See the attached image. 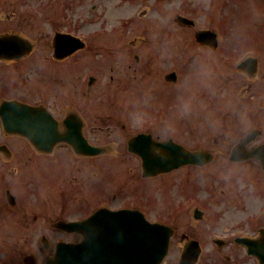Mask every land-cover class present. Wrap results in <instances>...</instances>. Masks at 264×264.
Here are the masks:
<instances>
[{
  "label": "rangeland",
  "instance_id": "1",
  "mask_svg": "<svg viewBox=\"0 0 264 264\" xmlns=\"http://www.w3.org/2000/svg\"><path fill=\"white\" fill-rule=\"evenodd\" d=\"M61 6L64 10H61ZM94 6L95 9L91 11ZM8 13L14 14L9 23L6 22L5 17ZM141 13L144 14L139 16ZM177 14L195 20V28L177 27L173 20ZM206 28L215 30L222 45L230 47V51L234 52L231 46L252 51L239 55L228 52L227 57L225 52L221 53L222 50L218 55L226 58H220L224 61L223 66L199 56L190 58L186 62L185 58L190 52L215 59L216 55L211 51L192 43L194 31ZM7 29H14V32L37 44L30 57L13 64L15 77L7 79V81H15V96L21 101L39 103V97L42 100L46 99L47 103L54 100L49 98L57 93L53 85H48L47 98L43 95L48 78L55 80L57 64L48 52L42 51V47L47 36L52 37L55 30H63L81 37L86 47L92 49L90 56L88 50H84L79 53L78 61L69 59L65 63L58 64V67L62 68L64 86L70 85L67 88L71 89V74L78 73L86 81L89 76L94 75L97 81L93 82V88L87 92L99 94L98 97L106 103V107L113 110V113L116 111L120 113L127 106L129 111L133 112L128 113L133 132L140 130L142 125H156L161 133L167 135V128L157 123L156 116L158 111L167 112L169 106H172L176 125L182 117H185L188 119L185 125L191 127L192 132L199 134L190 135L187 131H177L174 124L175 136L189 145L193 143L195 146H204L202 143L210 144L215 141L233 142L254 125L262 126L264 131V114H262L264 92L260 91L255 99L247 98V94L243 92L246 82L236 70V60L254 52L253 56L260 59L259 72L264 73V38L261 37L264 34V0H0V31ZM118 50L121 55L116 54ZM135 53L139 54L140 62L132 61ZM118 56H122L125 61ZM228 58H233V61H229ZM128 65L131 67L125 75ZM171 71L177 73L176 82L163 81L164 76ZM4 72L7 70L4 69ZM220 74L227 79L222 81ZM127 76L133 80L145 77L151 82L156 79L155 84H158L156 99H140L137 102L132 97L127 103H121L120 96L123 94L122 87L125 85V80L127 81ZM85 84L86 82L80 83L81 86ZM201 87L207 89V93L203 96L200 95ZM72 88L75 89L74 86ZM104 93L109 98L102 97ZM60 100L64 109L75 104L74 100L64 95H60ZM153 110L156 111L153 116L142 114V111ZM259 141H264V135ZM129 165L136 168L138 162L132 158L129 160ZM225 166L229 171L226 167L217 166V171L208 175L206 183L193 177L192 184H197V189L202 193L207 189V185L212 186L216 191L226 190V187L239 191L246 188L243 195L248 204L238 206L239 216H246V209L250 208V200L254 199L257 203L259 201L258 193L252 186V178L259 179V177L256 174L252 175L251 166L246 168ZM96 167L101 169L100 175L106 180L110 179L109 173L104 169L109 167L107 161L98 163ZM67 170L70 171V167ZM126 170V167L120 165L119 159L118 163L116 160L114 164L116 193L118 198L135 203L138 197L134 194L128 195L126 191L136 190L137 182H130L136 180V177H131ZM239 172L241 176L236 177L231 185V175ZM243 175L247 176L243 177ZM69 176L70 172L65 171L60 178L67 179ZM125 176L130 180H126ZM261 183L264 197V183ZM58 190H66V188H58ZM63 200L66 202V207L63 212L58 213ZM48 201L50 207L46 212L47 220L68 218L77 213L75 210L77 203L73 196L52 197ZM200 201L210 206L209 198L206 196L200 197ZM153 217L167 220L164 214ZM39 228L37 224V230ZM207 230L211 228H203L204 232ZM32 243L38 244V242ZM17 244L23 249L19 259L15 257ZM0 246L6 247L8 251L4 261H11L12 264H23L22 259L30 253L29 249L25 251L23 242H11L10 246L6 242H0Z\"/></svg>",
  "mask_w": 264,
  "mask_h": 264
},
{
  "label": "water",
  "instance_id": "2",
  "mask_svg": "<svg viewBox=\"0 0 264 264\" xmlns=\"http://www.w3.org/2000/svg\"><path fill=\"white\" fill-rule=\"evenodd\" d=\"M19 42H18V41ZM7 41V38H1L0 39V48H2L4 45L6 46L7 44L4 43ZM12 44V46H15V49H12L11 54H7V53H0V57L2 56H11V57H20L23 54L22 49L20 48V43H25L24 41L20 40V39H8L7 42H9ZM75 42H73L72 40L68 39V37L66 36H61L58 38L57 42L55 43V48H56V56L57 57H64L70 53H72L73 50H75L77 48L76 43L73 44ZM71 44V45H70ZM15 108L17 110H21V111H25L27 110L25 107H21L19 105H15ZM253 139L252 136H248L243 143H247L249 141H251ZM259 158L262 160L263 164H264V150L262 153H257ZM121 216V219H119V221L121 223L124 224V220H130L132 215H129L127 213H120L119 214ZM139 226H138V235H135L137 238L135 240H131L132 236L131 235H127L125 237H118L119 241L118 242H110L112 244V246H118L120 248H118V252L119 254L123 253V248L125 247H130L131 245H141L139 247H137V253H145L146 250L148 249H152L153 247L155 248V250L159 251V254L162 256L165 252L166 249V244H167V240L168 237L170 235V233L168 232V228L165 227H161V226H153L155 228H157L158 230L162 231V238L159 240V243H155L154 246L153 244H149V239L147 238L149 236V232H151L153 229L150 228V226H148V224H145L143 221L139 220ZM127 228H129L130 226H125ZM111 231H115L113 228H109L107 227L105 230H103L102 232H111ZM131 234V233H130ZM133 242H135L134 244H132ZM107 243V242H104ZM143 263L142 261H138V260H128V261H124L123 264H141Z\"/></svg>",
  "mask_w": 264,
  "mask_h": 264
},
{
  "label": "flooded vegetation",
  "instance_id": "3",
  "mask_svg": "<svg viewBox=\"0 0 264 264\" xmlns=\"http://www.w3.org/2000/svg\"><path fill=\"white\" fill-rule=\"evenodd\" d=\"M211 225H213L211 223ZM201 246V252L195 264H258L255 254L248 255L246 248L239 245L235 239H227L223 242H197ZM196 249L190 246L189 261L195 258ZM253 253H264V242H253ZM175 264H178L179 255H173Z\"/></svg>",
  "mask_w": 264,
  "mask_h": 264
}]
</instances>
